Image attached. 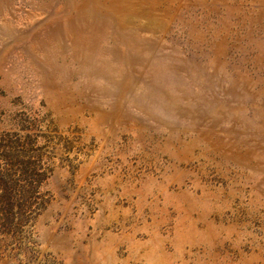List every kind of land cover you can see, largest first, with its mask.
<instances>
[{
  "label": "rangeland",
  "instance_id": "1",
  "mask_svg": "<svg viewBox=\"0 0 264 264\" xmlns=\"http://www.w3.org/2000/svg\"><path fill=\"white\" fill-rule=\"evenodd\" d=\"M0 264H264V0H0Z\"/></svg>",
  "mask_w": 264,
  "mask_h": 264
}]
</instances>
